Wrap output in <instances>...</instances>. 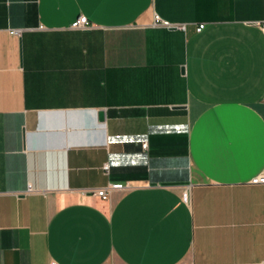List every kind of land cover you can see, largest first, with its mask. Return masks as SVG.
Returning a JSON list of instances; mask_svg holds the SVG:
<instances>
[{
    "label": "crops",
    "instance_id": "1",
    "mask_svg": "<svg viewBox=\"0 0 264 264\" xmlns=\"http://www.w3.org/2000/svg\"><path fill=\"white\" fill-rule=\"evenodd\" d=\"M260 23L264 0H0V264H264Z\"/></svg>",
    "mask_w": 264,
    "mask_h": 264
},
{
    "label": "built area",
    "instance_id": "2",
    "mask_svg": "<svg viewBox=\"0 0 264 264\" xmlns=\"http://www.w3.org/2000/svg\"><path fill=\"white\" fill-rule=\"evenodd\" d=\"M153 24L155 25H160V26H163V27H170L171 25L169 24V22H164V21H161L158 16L153 13ZM92 25L90 24V22L87 20V18H85L83 15H79L78 17L76 16L69 24V28L70 29H78V30H87V28H90ZM181 26H183L181 24ZM202 24H198L197 26H195V29L196 31H199L201 28H202ZM259 29L261 31V33L264 34V23H260L259 24ZM14 34L15 33H18V31H14ZM145 147V146H144ZM106 168H107V165L104 164L102 169L104 171H106ZM251 183L253 184H264V168H263V171H261V173L255 175V176H252L250 178V181ZM131 188V183H128V182H116V183H109L107 182L105 186L103 187H99V188H95L94 189V193L96 194L97 197L101 198V199H106L107 196H108V193H110L111 191H119V190H122V191H125V190H128ZM181 199L183 201H185L186 197H187V194H186V191H183L181 193Z\"/></svg>",
    "mask_w": 264,
    "mask_h": 264
},
{
    "label": "water",
    "instance_id": "3",
    "mask_svg": "<svg viewBox=\"0 0 264 264\" xmlns=\"http://www.w3.org/2000/svg\"><path fill=\"white\" fill-rule=\"evenodd\" d=\"M98 118H99V120L102 119V113L101 112L98 113Z\"/></svg>",
    "mask_w": 264,
    "mask_h": 264
}]
</instances>
